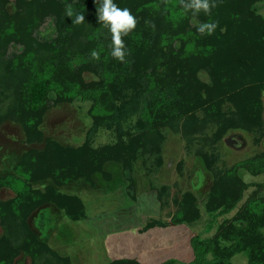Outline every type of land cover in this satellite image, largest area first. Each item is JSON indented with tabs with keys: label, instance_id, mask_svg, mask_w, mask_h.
Listing matches in <instances>:
<instances>
[{
	"label": "trees",
	"instance_id": "trees-1",
	"mask_svg": "<svg viewBox=\"0 0 264 264\" xmlns=\"http://www.w3.org/2000/svg\"><path fill=\"white\" fill-rule=\"evenodd\" d=\"M261 1L214 0L217 6L210 14L200 12L193 17L181 0H113L137 19L136 28L123 37L125 61L130 63L125 70V62L113 58L96 37L103 25L96 17L102 0H0V87L2 93L10 91L13 96L10 113L0 115V120L17 119L28 141H41L40 125L51 105L90 99V113L99 123L118 118L122 107L117 101L124 89L154 94L136 122L139 131L128 134V139L121 133L118 142L102 147H94L88 139L77 147L47 139L42 149L29 150L21 160V170L30 181L49 179L52 183L44 190L27 186L10 204L0 206L6 210L3 213L11 214L7 218L11 236L0 239V264H13L21 249L33 257L48 252L51 258L40 264H69V256L59 255L37 239L26 222L28 215L52 203L69 218H85L82 198L63 193L59 187L81 178L94 185L97 173L109 176L105 170L109 162L131 170L140 151L160 154L163 128L175 129L182 121V133L189 139L211 122L218 124V138L236 129H264V15L255 9ZM67 4L85 16L83 23L73 24L74 17L66 15ZM51 20L59 34L41 40L38 30ZM195 20L217 23V27L210 35L201 34ZM16 43L19 51L9 55ZM93 50L101 53L98 64L91 57ZM202 70L207 71L209 81L200 78ZM84 71L94 72L99 79L86 82ZM202 156L211 168L214 158L207 153ZM241 169L253 175L264 173V151L214 177L205 203L211 221L236 210L218 223L212 236L193 235L190 264H234L236 254L246 256L247 264H264V181L255 184L256 189L242 202L250 184L242 178ZM201 216L195 196L186 193L171 221L151 219L143 230L192 224ZM17 218L25 236L20 244L14 242L19 231L15 233L12 225ZM175 262L169 258L161 264ZM110 264L142 263L124 257Z\"/></svg>",
	"mask_w": 264,
	"mask_h": 264
},
{
	"label": "rangeland",
	"instance_id": "rangeland-1",
	"mask_svg": "<svg viewBox=\"0 0 264 264\" xmlns=\"http://www.w3.org/2000/svg\"><path fill=\"white\" fill-rule=\"evenodd\" d=\"M255 9L264 15V1L256 3ZM194 22L196 25L200 24L199 20ZM55 25L54 20L47 21L38 30L37 36L41 40L54 39L59 34ZM96 37L103 41L111 55L112 41L109 29L102 25L96 32ZM17 47L18 45H12L9 55L18 52ZM94 61L99 63L100 59H94ZM129 64L125 61V70H128ZM199 76L202 80L209 81L207 71H200ZM83 78L86 82H90L98 80L99 76L92 71H84ZM3 90L0 87L1 116L10 113V106L13 103V96L8 93L10 91L2 93ZM151 99H154L153 92L149 93L140 88H126L120 95V100L117 101V104L122 107L118 118H110L99 123L94 122L90 113L93 104L90 99L78 98L73 102L51 105L40 125L43 135L41 141L33 143L28 141L26 132L17 119L11 116L1 119L0 206L10 204L19 192L22 193L27 189V186L44 190L47 184L52 183L49 179L30 181L27 174L21 170V160L31 148L42 149L47 139L71 147L82 145L86 139L94 147L113 144L119 141L121 133L125 139H128V134L139 131L136 122L142 108ZM228 107V104L224 106L225 109ZM181 124L182 121L175 129L169 126L163 128L165 139L161 145L160 154H143L140 151L138 158L132 163L131 170L124 169L120 163L109 162L105 165L109 176L97 173L94 176V185L81 178L59 187L63 193L82 198L86 206L85 218H69L57 205L46 203L28 215L26 222L30 230L35 233L38 240L46 242L59 255L69 256V264H110L113 259L109 257L106 250V239H108L106 234L112 228H122L136 222L139 224L143 220L159 218L163 221H171L185 194L192 193L202 216L198 222L190 224L189 229L193 235L212 236L218 223L231 217L236 210L218 216L214 223L211 221L206 213L205 203L214 177L233 165L263 152L264 129L256 131L236 129L218 138L216 133L218 124L211 122L196 133L194 138L189 139L182 133ZM226 137L235 138L238 143L233 147L229 146L225 142ZM203 153L214 158L211 168L206 166ZM160 156L161 160L158 159ZM240 172L242 178L250 184L244 193L243 202L256 189L255 184L264 181V173L253 175L246 169H241ZM4 211L6 210L0 207V239L11 236L10 223L7 222L11 214L3 213ZM20 221L21 219L17 218L14 223L12 222V225H15L13 231L15 233L19 231L14 240L16 244L23 243V237H25L24 232L23 236L21 233ZM209 223H213L210 230ZM108 228L110 230L104 232ZM190 231H187V238L190 237ZM262 231L264 233V227ZM112 235H109L110 240ZM115 235L118 236V234ZM174 239L177 240V237ZM155 240L146 241V245L154 243ZM186 243L189 244V239ZM170 247L172 249L168 252L180 251L179 258L175 257L177 262L174 264H190L192 255L189 248L187 251H181L177 245L175 248L173 244ZM190 247L193 251L192 246ZM48 258H51L48 252L33 257L21 249L13 264H40ZM167 259L169 258L163 257L160 260ZM232 260L234 264L248 262V258L243 254H236Z\"/></svg>",
	"mask_w": 264,
	"mask_h": 264
},
{
	"label": "crops",
	"instance_id": "crops-1",
	"mask_svg": "<svg viewBox=\"0 0 264 264\" xmlns=\"http://www.w3.org/2000/svg\"><path fill=\"white\" fill-rule=\"evenodd\" d=\"M262 194L264 195V192ZM146 223L147 221L143 220L139 224L136 222L122 228L106 229L104 232L110 230L106 234L108 236V239H106V250L108 251L109 257L111 259L124 257L136 258L142 264H161L164 262V260H160L163 257L179 258L178 254L180 251L168 252L169 249H172L170 246L173 244L174 248L177 245L181 251H187V248H189L193 258V251L190 247L192 246L191 238L193 233L189 229L190 224H170L166 227L157 226L143 230ZM188 230L190 231L189 238H187ZM110 234H113L111 240L109 239ZM115 234H118V236ZM174 237H177V240ZM152 239H156L154 243L146 245V241ZM188 239L189 244L187 245L186 242Z\"/></svg>",
	"mask_w": 264,
	"mask_h": 264
},
{
	"label": "clouds",
	"instance_id": "clouds-1",
	"mask_svg": "<svg viewBox=\"0 0 264 264\" xmlns=\"http://www.w3.org/2000/svg\"><path fill=\"white\" fill-rule=\"evenodd\" d=\"M182 6L186 11H191L193 17L200 12L210 14L211 9L217 5L214 0H181ZM66 15L73 18V24L83 23L85 16L83 14L74 13L71 5L66 7ZM96 17L99 23L103 24L111 32V56L120 62H125L126 45L123 37L127 36L137 26V19L128 8L118 7L113 0H102V3L96 7ZM217 27V23H200L198 32L201 34H212ZM91 57L95 60L100 59V53L93 50Z\"/></svg>",
	"mask_w": 264,
	"mask_h": 264
},
{
	"label": "water",
	"instance_id": "water-1",
	"mask_svg": "<svg viewBox=\"0 0 264 264\" xmlns=\"http://www.w3.org/2000/svg\"><path fill=\"white\" fill-rule=\"evenodd\" d=\"M225 142H226L227 145L233 147L236 143H238V140L235 139V138H232V137H226L225 138Z\"/></svg>",
	"mask_w": 264,
	"mask_h": 264
}]
</instances>
